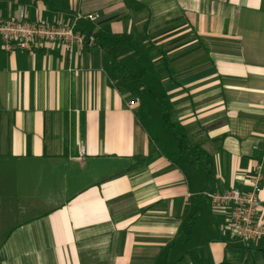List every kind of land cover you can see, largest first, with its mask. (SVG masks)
<instances>
[{
    "label": "crops",
    "instance_id": "0c3cea01",
    "mask_svg": "<svg viewBox=\"0 0 264 264\" xmlns=\"http://www.w3.org/2000/svg\"><path fill=\"white\" fill-rule=\"evenodd\" d=\"M20 9L85 42L0 41V264H258L235 256L248 247L224 236L228 209L200 195L204 170L148 90L188 158L210 157L211 192H248L260 171L264 220V0H0V17ZM93 36L147 87L119 83Z\"/></svg>",
    "mask_w": 264,
    "mask_h": 264
},
{
    "label": "built area",
    "instance_id": "2783aa9c",
    "mask_svg": "<svg viewBox=\"0 0 264 264\" xmlns=\"http://www.w3.org/2000/svg\"><path fill=\"white\" fill-rule=\"evenodd\" d=\"M83 19L88 22L99 19L98 14H86ZM0 41L2 49L12 52L15 49L31 51L38 43H63L69 49L77 47L82 50L85 36L73 31L69 25H53L38 20H28L24 10L15 14L0 17ZM93 41V38H90ZM260 169V167H257ZM263 177L260 171L253 174L250 190L241 192L235 189L212 191L205 193L211 204L216 208L228 209V223L226 234L231 241H237L244 246L253 244L264 245V220L259 211Z\"/></svg>",
    "mask_w": 264,
    "mask_h": 264
},
{
    "label": "trees",
    "instance_id": "16d2710c",
    "mask_svg": "<svg viewBox=\"0 0 264 264\" xmlns=\"http://www.w3.org/2000/svg\"><path fill=\"white\" fill-rule=\"evenodd\" d=\"M90 34L86 35V39H89ZM94 45H97L101 48L103 53L105 55H108L110 59H112V65L111 72L114 74V76L119 79V83L128 84L132 83L136 85L137 87L146 88V84L142 79L141 74H136L129 72L123 65L117 63V56H113L108 51V43L104 42V40L101 37L93 36ZM148 89V88H147ZM148 92L150 93L148 98H152L153 102L159 107L160 115H161V123L162 127L167 130L174 141L178 151H179V157L182 163L189 165L192 168L198 169L202 168L205 173V181H204V188L203 192H201L200 195L205 196V193L211 192V186L213 184V175H212V162L208 155H206L203 151L199 149L193 148V156L192 158H188L190 153L189 146L185 143L184 135L180 132L177 126H175L171 120H170V113L168 109V99L163 94H154L149 89ZM152 92V93H151ZM141 99V96L139 97ZM135 167V166H133ZM198 212H194L190 219L185 222L177 236L178 241H182L184 239H187L192 232L193 226H194V220L195 215H197ZM242 245L241 247H243ZM247 247V246H246ZM244 248V247H243ZM191 259L193 258V254H191Z\"/></svg>",
    "mask_w": 264,
    "mask_h": 264
},
{
    "label": "rangeland",
    "instance_id": "374dc122",
    "mask_svg": "<svg viewBox=\"0 0 264 264\" xmlns=\"http://www.w3.org/2000/svg\"><path fill=\"white\" fill-rule=\"evenodd\" d=\"M149 131H150V133H151V136L155 139V134H156V132H155V129L153 128V131L152 130H150L149 129ZM169 132L166 130L165 131V134H166V136L168 137V139H172L169 135L170 134H168ZM226 230V229H225ZM223 234H224V236H225V231L223 232ZM202 235H204L203 234V231H202ZM262 245V244H261ZM251 248V249H250ZM237 250L240 252V254H241V256H243V254H247V255H249V260H251V259H254L255 258V261L258 263V264H264V260H262L260 257H261V253H260V251H258V249H257V247H256V245H251V246H249L248 247V249H245V248H242V249H236L235 250V256H237V254H236V252H237ZM244 250H246V251H250V253H247V252H244ZM209 261H210V258H209Z\"/></svg>",
    "mask_w": 264,
    "mask_h": 264
}]
</instances>
